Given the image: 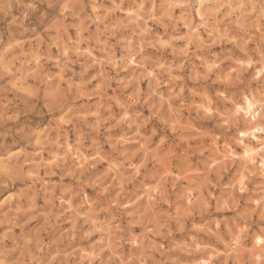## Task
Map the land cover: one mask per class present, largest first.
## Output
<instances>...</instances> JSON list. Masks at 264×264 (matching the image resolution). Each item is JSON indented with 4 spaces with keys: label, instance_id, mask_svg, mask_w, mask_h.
I'll list each match as a JSON object with an SVG mask.
<instances>
[{
    "label": "rangeland",
    "instance_id": "rangeland-1",
    "mask_svg": "<svg viewBox=\"0 0 264 264\" xmlns=\"http://www.w3.org/2000/svg\"><path fill=\"white\" fill-rule=\"evenodd\" d=\"M261 62L264 0H0V264H264Z\"/></svg>",
    "mask_w": 264,
    "mask_h": 264
},
{
    "label": "bare ground",
    "instance_id": "bare-ground-1",
    "mask_svg": "<svg viewBox=\"0 0 264 264\" xmlns=\"http://www.w3.org/2000/svg\"><path fill=\"white\" fill-rule=\"evenodd\" d=\"M255 76H256V79L262 78L264 76V62H261L260 66L256 68ZM263 98H264V92L262 93L261 91H259L256 94L252 93V95L244 97L243 105H238V107L235 110L236 113L240 114L243 118H247L251 114V123L248 126V128H246V130L242 132L241 139L239 140L238 144L241 145L245 149L242 154V159L245 160L248 164L252 165L254 162H256L255 160L256 158L258 157L260 158V161L258 163V168H259V172L261 173H264V142L263 143L259 142L260 138L258 135L264 134V128L259 123L255 124L254 122L256 120V117H258L261 113L263 114V109H264ZM261 119H264V117H261ZM246 138H249L252 141L257 142V144L260 146L250 147V145L245 142ZM260 176L263 177V174H261ZM262 187L263 189L260 190L259 192L262 191V203L263 204L261 205V208H262V211L264 212V183L259 185V188H262ZM10 197H12V195ZM7 201H10V198H8ZM188 201H191V199ZM253 205L259 207L260 205L259 199L255 198L253 200ZM133 243H135V241Z\"/></svg>",
    "mask_w": 264,
    "mask_h": 264
}]
</instances>
